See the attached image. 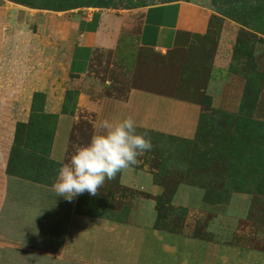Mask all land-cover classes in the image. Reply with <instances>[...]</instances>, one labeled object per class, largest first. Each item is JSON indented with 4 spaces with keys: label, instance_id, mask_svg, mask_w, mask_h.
Segmentation results:
<instances>
[{
    "label": "rangeland",
    "instance_id": "rangeland-1",
    "mask_svg": "<svg viewBox=\"0 0 264 264\" xmlns=\"http://www.w3.org/2000/svg\"><path fill=\"white\" fill-rule=\"evenodd\" d=\"M178 2L211 12L206 33L160 55L131 43L128 29L117 50L96 53L87 76L69 74L76 13L136 26L146 9ZM133 90L169 98L177 119L179 105L193 106L195 130L137 126L153 144L132 167L144 184L126 187L117 176L97 196L79 195L75 211L154 228L161 217L174 234L264 252V0H0V264H92L66 254V223L43 227L13 202L27 184L52 186L101 121L130 116L120 108Z\"/></svg>",
    "mask_w": 264,
    "mask_h": 264
},
{
    "label": "crops",
    "instance_id": "crops-1",
    "mask_svg": "<svg viewBox=\"0 0 264 264\" xmlns=\"http://www.w3.org/2000/svg\"><path fill=\"white\" fill-rule=\"evenodd\" d=\"M210 20L208 9L188 2L150 7L142 13L136 26H129L125 17L99 10L76 13L70 22L73 36L68 39L71 46L68 72L74 76H87L96 53L117 50L128 29L131 30V43L165 55L178 48L182 36L206 33ZM173 105L176 103L169 98L133 90L130 104L120 109L127 110L138 127L191 135L197 120L195 108L177 104L184 113L177 119L171 116ZM63 144L60 140L61 148L56 146L54 149V159L60 163ZM138 177L131 168L120 179L124 186L134 188L142 183L137 181ZM151 182L153 191L157 192L158 186ZM17 195L19 201L13 202V206H30L31 210L25 208L35 220L52 223H44L43 227L59 229L66 223V254L92 264H174L176 260L177 264H264L263 251L215 244L116 217L78 213L75 210L82 205L80 196L69 201L57 195L52 186L27 184Z\"/></svg>",
    "mask_w": 264,
    "mask_h": 264
},
{
    "label": "clouds",
    "instance_id": "clouds-1",
    "mask_svg": "<svg viewBox=\"0 0 264 264\" xmlns=\"http://www.w3.org/2000/svg\"><path fill=\"white\" fill-rule=\"evenodd\" d=\"M98 128L90 143L77 148L59 168L52 185L57 195L69 201L85 192L97 196L106 181L138 165L139 157L153 149L151 138L137 132L131 116L116 123L101 121Z\"/></svg>",
    "mask_w": 264,
    "mask_h": 264
},
{
    "label": "trees",
    "instance_id": "trees-1",
    "mask_svg": "<svg viewBox=\"0 0 264 264\" xmlns=\"http://www.w3.org/2000/svg\"><path fill=\"white\" fill-rule=\"evenodd\" d=\"M53 163L56 164V165H59V163L56 162V161H53ZM119 178H120V174L118 175V180H119ZM117 185L119 186V182L118 181H117ZM158 201H159L160 206H166L167 205V203L163 201V197L162 196L158 198ZM160 221H161V217L158 219V223H157L155 229L161 230V231H166L164 228L161 227ZM166 232L174 233L172 231H166Z\"/></svg>",
    "mask_w": 264,
    "mask_h": 264
}]
</instances>
